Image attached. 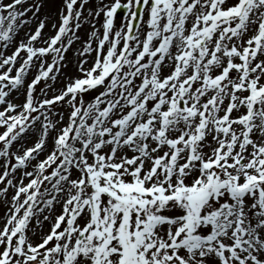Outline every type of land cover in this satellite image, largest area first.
<instances>
[{"label": "snow or ice", "instance_id": "obj_1", "mask_svg": "<svg viewBox=\"0 0 264 264\" xmlns=\"http://www.w3.org/2000/svg\"><path fill=\"white\" fill-rule=\"evenodd\" d=\"M22 3L0 0L4 48L25 23H17L29 11L17 10ZM76 5L65 0L46 47L32 45L41 22L13 54L0 52V68L9 66L0 73V157L15 159L5 161L0 183L9 167L26 168L43 150L55 125L40 109L66 97L71 107L53 150L24 173L33 178L12 197L0 227V264H264V0H113L102 9L96 48L89 41L81 52L95 51L92 64L81 61V77L34 106V86L55 79L50 73L73 43L62 38L73 20L80 27ZM118 9L128 15L113 33ZM50 52L56 55L46 68L41 63L25 102H9L33 58ZM97 87L85 106L79 94ZM40 116L36 142L10 153ZM45 181L52 192L40 191ZM38 196L48 197L40 201L48 209L59 202L61 212L33 243L30 220L44 211Z\"/></svg>", "mask_w": 264, "mask_h": 264}, {"label": "rangeland", "instance_id": "obj_2", "mask_svg": "<svg viewBox=\"0 0 264 264\" xmlns=\"http://www.w3.org/2000/svg\"><path fill=\"white\" fill-rule=\"evenodd\" d=\"M5 2H8V0H5ZM125 2L126 0H122V3ZM111 3H113V0H85L81 7V0H77V5L74 6V9L81 12L79 19L80 27L76 29L74 27L76 21L73 20V31L62 38L65 43L67 39L72 38L73 43L67 48L65 52H63L64 59L62 61H57L58 68H54L53 73H50V76L54 75L55 79L42 78L34 86L32 92L34 106L38 107L39 103L44 99H51L54 95H58L68 83H70L75 78L81 77L82 73L80 72L79 67L81 61H86V63L83 65L84 68H88L92 64L96 56L95 51L87 53L83 56L81 55V52L89 41L91 42L92 48H96L97 37H102L103 34V23L105 17L104 11L102 9L104 6L110 5ZM25 9H29V11L24 12ZM17 10L24 12V15L18 18L17 23L20 24V21H25V23L20 24L13 41L7 48H4L2 46L3 42H0V52H2L4 56L13 54L20 41L27 42L29 35L36 31L41 22L44 23V28L41 29V35L37 38L38 41L36 40L35 42L37 44L40 42V40H43L41 44L38 43V46L46 47L47 44L45 42L48 41L53 36L55 30L58 29L61 23V16L66 12L65 0H23V3L17 6ZM97 12H99V14H97ZM127 14L128 13L125 12L121 17L125 15L127 16ZM147 17L148 13L145 10L144 19L146 20ZM120 19H117L114 16L112 29L113 33L119 30L121 26L126 23L125 17L124 19ZM139 27L140 31L143 32L146 25L141 21ZM93 32L96 33V37L92 36ZM248 35H251V33ZM57 47H59V45ZM105 48H107V43ZM55 55V53L50 52L39 59L34 57L30 67H28L23 74V77L26 75L25 80H23V83L17 89L10 91L7 100L17 106L22 105L26 100V91L28 85L32 83L33 79L39 74L41 63L43 62L44 67L46 68L52 63ZM25 57L26 53L22 51L17 57L16 63L13 66V71L10 73V75H14L16 73V71L21 66L22 59ZM7 67L9 66L0 68V73L4 72ZM162 71L163 74L168 73L169 68L167 63L165 64ZM100 91L101 87L90 89L82 94H79L78 99L83 100L85 106H87L88 103L95 102V97ZM225 103H227V101H225ZM4 108L5 105L0 104V110H4ZM19 111L20 108L17 107L16 112L18 113ZM70 111L71 107L68 103L67 97L64 101L57 102L54 105H47L44 109H40V112L46 114L55 127L49 129L43 150L38 154H34L35 158L28 162L27 167L17 168L14 172L11 170V167H9V177L5 179V182L0 183V227L3 226L5 218L9 215V209L13 204L12 197L14 196L18 187L21 186V182L26 185L29 180L33 178L25 176L24 173L26 171H35L34 166L37 164V162L46 158V156L53 150V141L57 134V130L67 124ZM40 112L32 113V115H40ZM233 115H236V113H233ZM42 122L43 116H40V120L36 121L35 124L30 127L29 131L23 134L21 138H18L17 141L13 142V145L9 149L10 153L19 154L22 153L25 147L32 146L39 136L38 129L40 128ZM2 131L3 128H0V132ZM125 151L127 152V150ZM205 151H207V149H205ZM127 154L129 156L132 155L131 152H127ZM0 158V175H2L5 161L10 159L11 163L14 164L15 159L14 157ZM54 167L55 165H52V168ZM50 171L51 168L46 169V174ZM78 175L79 172L77 170H73L71 178H76ZM7 179L12 180V185H8L6 183ZM45 188H47L49 192H52L51 184L47 181L44 182L40 191L43 192ZM4 189H6V191H3ZM60 196L63 197L64 193H61ZM23 198L24 195L21 194V201ZM47 198V196L37 197L38 203L36 208H42L44 211L36 212V215L30 220L28 235L33 243L38 242L41 236L45 235L50 230L54 217L61 212V205L59 202L55 203L54 207L51 209L46 208L45 205L40 202L42 200H46ZM34 211L36 210L34 209ZM44 216H48L49 219L44 220ZM37 217L40 219V224L36 223Z\"/></svg>", "mask_w": 264, "mask_h": 264}, {"label": "bare ground", "instance_id": "obj_3", "mask_svg": "<svg viewBox=\"0 0 264 264\" xmlns=\"http://www.w3.org/2000/svg\"><path fill=\"white\" fill-rule=\"evenodd\" d=\"M33 46H37V47H38V44H35V45H33Z\"/></svg>", "mask_w": 264, "mask_h": 264}]
</instances>
